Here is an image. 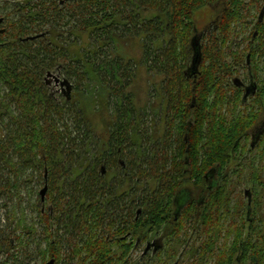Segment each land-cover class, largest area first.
I'll return each mask as SVG.
<instances>
[{
	"label": "trees",
	"instance_id": "16d2710c",
	"mask_svg": "<svg viewBox=\"0 0 264 264\" xmlns=\"http://www.w3.org/2000/svg\"><path fill=\"white\" fill-rule=\"evenodd\" d=\"M258 1L0 0V200L20 203L37 177L52 202L38 196L39 220L26 225L23 213L0 250L17 241L19 254L42 229V264H128L140 233L179 238L194 219L203 241L189 252L199 264H264V133L251 134L264 104ZM207 7L217 15L200 30ZM132 39L139 60L122 49ZM240 67L261 85L247 101ZM140 68L154 93L146 106L132 89ZM55 72L70 94L54 92ZM93 110L108 115L100 133ZM256 149L259 167L247 158ZM246 159L252 189L228 225L229 172ZM172 250L156 264H171Z\"/></svg>",
	"mask_w": 264,
	"mask_h": 264
},
{
	"label": "rangeland",
	"instance_id": "374dc122",
	"mask_svg": "<svg viewBox=\"0 0 264 264\" xmlns=\"http://www.w3.org/2000/svg\"><path fill=\"white\" fill-rule=\"evenodd\" d=\"M261 0L258 1V4H260ZM257 10L254 8L252 9L251 17L248 19V27L246 28L249 32L251 27L254 25V23L257 20ZM217 15L216 9H209L203 8L199 11V14L197 15L198 25L199 29L204 27V25H207L209 22H212L215 19V16ZM246 35V34H245ZM238 41H242L240 38ZM125 42V43H124ZM123 43V51L126 53L127 56L133 57L137 60L141 57V45L138 40L132 39L128 42L124 41ZM242 46H245V43L241 44ZM247 69L246 68H239V73H237L238 79L236 81H245L249 82V79H247ZM49 80L51 81V85L54 88V92L58 95H64L66 96L67 93L71 90V88L67 87L66 84H64V76L61 75L58 72L52 73L49 76ZM260 77H264V72L260 74ZM235 79V78H234ZM233 80V78H232ZM150 77L147 73V71L144 68H140L138 71L137 77L135 78L134 84L132 86L134 95H135V101L138 106H146L149 102L150 93L154 94L152 91V86L150 85ZM235 90V88H234ZM245 108V107H244ZM243 107H240L239 110H242ZM238 110V111H239ZM257 110L260 113V117H262V122H264V104L259 101L257 105ZM262 115V116H261ZM93 120L96 125V129L98 130V133L104 130L105 128V122L103 118H107V112H105L104 116L100 112L93 110ZM261 121V120H260ZM262 122H259L256 126L261 127ZM256 129L252 130L251 134L254 135V132ZM251 141V137H250ZM250 141H248L250 143ZM259 150H254L247 158H254L258 157ZM249 158V159H250ZM257 162L258 167L262 165V163H259L260 161H263V159H255ZM250 160L245 161L244 166H239L237 168V172H234L235 168L231 169L229 172V180L230 183V197L232 200L231 204V212L229 215L226 216L227 224H232L231 221L235 220L237 216H239V212L237 211V207H239L242 203L241 201L245 202V200L249 199V195H247L248 189H252V183L251 181L254 179L252 176L249 175V170L251 167V163H249ZM264 162V161H263ZM248 166V168H247ZM245 168V170H242V168ZM218 177H214V180L212 179V183H215V180H217ZM27 182L24 184L25 187H23V190L20 191V197L21 201L18 202H11L7 201L5 197H3L0 200V240L8 238L13 235V230L17 227V218L22 217L25 214V219L23 221L26 225H35L39 219H38V213L36 211V201L41 196V190L45 187V183L40 184L39 186V178H34L29 180H26ZM38 184V185H37ZM189 188L193 189L192 183L187 184ZM36 189V190H35ZM34 190V191H32ZM258 192V198L259 203L261 206L259 214L263 215L264 212V186H259L257 189ZM198 196V195H197ZM44 201V207L45 208H52V202L48 200V195L46 193ZM243 209V204H242ZM23 211V212H22ZM225 212V211H224ZM24 213V214H23ZM226 213V212H225ZM14 215L15 219H11L8 217V215ZM224 221L223 219L221 220ZM201 223V222H200ZM23 224V225H24ZM226 225V226H228ZM226 231L228 227H225ZM156 230V229H155ZM153 230L151 234H149L148 238L146 239L145 235L140 233L138 236V242L134 243L129 247V251L127 253L130 256L128 264H156L159 262L160 258L167 257L168 254L172 253V247L177 249V253H174L171 258V264H199L201 260V256H193L191 257V254L189 250H191L194 246L202 244L203 236L200 234L202 229L200 230L198 227L195 226V221L193 219L192 223H189L187 226V229L183 232V234L177 238L174 236H169L166 238L164 247L162 245L161 248L157 249L158 253L154 254L152 252V246L148 250L151 249L150 252L144 254L145 248H147V241H151L153 243V239L161 238L162 233L164 232L162 230H159L156 232ZM42 229H39V232L32 236L31 242L27 248L22 249L21 253H17L15 250V247H18L17 241H12V245L14 248L9 249V247L3 246L0 250V264H42L41 257L38 254V245L41 242V238H43V235L41 233ZM225 231V232H226ZM234 237H231L230 242H233ZM131 240H129L127 243L128 245L131 244ZM26 246V245H25ZM44 246V244H42ZM114 248L117 249V245H114ZM119 250H117L118 252ZM125 251V250H124ZM123 251V252H124ZM122 252V253H123ZM189 252V253H188ZM17 253V254H16ZM120 253V252H118ZM183 253H185L183 255ZM29 254V256H27ZM14 255V256H13ZM17 255V256H16ZM186 255V256H185ZM180 258L178 259V257ZM207 261H209L207 259ZM210 263V261L208 262ZM201 264H206L202 263Z\"/></svg>",
	"mask_w": 264,
	"mask_h": 264
},
{
	"label": "water",
	"instance_id": "95a60500",
	"mask_svg": "<svg viewBox=\"0 0 264 264\" xmlns=\"http://www.w3.org/2000/svg\"><path fill=\"white\" fill-rule=\"evenodd\" d=\"M200 63V52H198V54L196 55V58L194 60L193 66H192V71L193 73H196V71L198 70V65ZM64 84H68L67 82H64ZM256 85H252L248 88L247 90V94H255L256 93ZM70 94V91L68 92ZM245 95V98H247L248 95ZM264 130V122H262V126L261 127H257L256 131L254 132V138L257 139V137L262 133V131ZM264 132V131H263ZM48 191V185H45V187L41 190V196H42V200L45 199V195ZM151 246H155V250L159 249L162 247V245H158L157 242H153V243H149L146 250H148L149 248H151ZM48 264H54V260H51Z\"/></svg>",
	"mask_w": 264,
	"mask_h": 264
},
{
	"label": "flooded vegetation",
	"instance_id": "af4514ba",
	"mask_svg": "<svg viewBox=\"0 0 264 264\" xmlns=\"http://www.w3.org/2000/svg\"><path fill=\"white\" fill-rule=\"evenodd\" d=\"M257 7H260L261 9H260V13H259V17H264V3L261 1L260 2V4H258L257 5ZM256 85V93L257 92H259L260 90H261V85H259V83L258 82H256V81H254L253 79H251V80H249V82H245V81H241V86L243 87V98H244V100L245 101H247L248 99H250L252 96H255L256 95V93L255 94H252V93H250V94H247L248 92H247V90H248V88L250 87V86H252V85ZM248 95L247 96V98H245V95ZM261 120V119H260ZM259 122H262V120L261 121H259ZM264 131V130H263ZM262 131V133H264ZM215 177H217V176H215ZM212 179V178H211ZM213 180H214V178H213ZM153 241L154 242H157V244L158 245H163V247H164V238L163 237H161V238H156V239H153ZM149 243H151V241H147V245L146 246H148V244ZM152 252L154 253V254H156V253H158V251H156L155 250V246H152ZM151 249L150 250H146V248H145V251H144V254H146V253H148V252H150L151 251Z\"/></svg>",
	"mask_w": 264,
	"mask_h": 264
}]
</instances>
